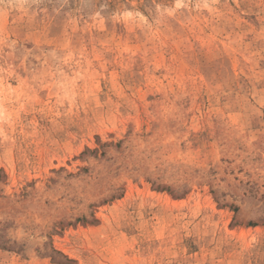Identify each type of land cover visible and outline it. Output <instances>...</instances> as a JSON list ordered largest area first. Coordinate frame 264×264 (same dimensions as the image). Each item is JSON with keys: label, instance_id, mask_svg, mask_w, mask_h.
Segmentation results:
<instances>
[{"label": "rangeland", "instance_id": "1", "mask_svg": "<svg viewBox=\"0 0 264 264\" xmlns=\"http://www.w3.org/2000/svg\"><path fill=\"white\" fill-rule=\"evenodd\" d=\"M0 264H264V0H0Z\"/></svg>", "mask_w": 264, "mask_h": 264}]
</instances>
